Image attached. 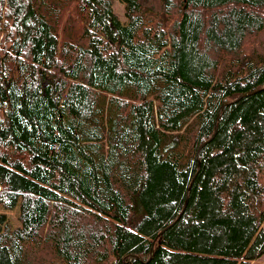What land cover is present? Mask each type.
<instances>
[{
  "label": "trees",
  "instance_id": "16d2710c",
  "mask_svg": "<svg viewBox=\"0 0 264 264\" xmlns=\"http://www.w3.org/2000/svg\"><path fill=\"white\" fill-rule=\"evenodd\" d=\"M0 207V264L263 256L264 0H0Z\"/></svg>",
  "mask_w": 264,
  "mask_h": 264
},
{
  "label": "rangeland",
  "instance_id": "374dc122",
  "mask_svg": "<svg viewBox=\"0 0 264 264\" xmlns=\"http://www.w3.org/2000/svg\"><path fill=\"white\" fill-rule=\"evenodd\" d=\"M116 11L120 14L121 17H123V4L119 1H116ZM0 212H5L7 214V217L9 218L10 222L16 226L19 224L18 220V208L14 210H4L0 207ZM251 264H264V255L260 258L254 260Z\"/></svg>",
  "mask_w": 264,
  "mask_h": 264
}]
</instances>
